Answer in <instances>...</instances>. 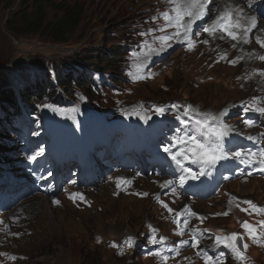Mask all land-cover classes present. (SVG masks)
<instances>
[{
  "label": "rangeland",
  "instance_id": "374dc122",
  "mask_svg": "<svg viewBox=\"0 0 264 264\" xmlns=\"http://www.w3.org/2000/svg\"><path fill=\"white\" fill-rule=\"evenodd\" d=\"M163 1L56 0V4L79 7L82 17L69 42L55 43L46 29L49 21L61 17L57 7L45 3L34 14L33 0H0V264H165L154 253L179 247L182 240L191 242L193 228L208 230L198 248L180 247L178 255L165 251L167 264H204L197 255L200 250L209 255L223 253L221 264H264V245L253 243L247 235L246 261H238L226 248H213L215 236L244 233V221L257 227L264 221V214L241 210L249 208L245 200L264 207V171L239 160H222L207 174L180 186L182 173L163 152L164 146L174 142L177 129L184 127L176 118L174 104H191L214 114L227 110L225 122L236 132L226 138V149L257 151L264 147V141L247 139L264 133V118L242 111L253 97L262 98L260 105L264 106V77L246 83L251 77L245 60L244 64L229 63L237 56L234 42L217 43L208 34H198L199 27L192 50L172 44L152 53L147 66L137 69L135 65L145 59V40L153 43V36L161 35L158 27L164 21L153 17L168 10ZM9 20L15 26L8 25ZM204 39L209 43L199 42ZM113 50L119 54L111 59ZM256 52L264 55V48ZM224 53L227 59H221ZM92 54L95 59L89 60ZM136 75L146 78L135 80ZM71 76H82L85 84L62 81ZM46 85L49 93L55 92L52 97L30 99L24 105L22 93L39 96L40 86ZM8 95L17 99V107H10L9 102L4 111L2 100ZM125 106L136 108L139 115L130 111L133 115L120 120ZM154 106L164 108V115H156ZM145 115L151 117L147 122L141 119ZM245 119L256 123L248 126ZM132 120L137 123L133 125ZM35 122L38 128L32 126ZM73 122L83 127L72 128ZM128 147H140L144 155L139 152L141 156L135 157ZM88 148L96 173L74 176L78 156L86 155ZM41 150V155L31 159ZM102 157H114L130 166L119 171L115 163L106 166ZM185 166L199 171L198 165L186 162ZM130 172L142 182L134 189L135 197H120L121 191L114 186L118 178L131 179ZM166 180L174 184L162 189ZM159 181L155 196L174 210L171 214L157 200L142 205L135 202ZM200 185L211 193L200 196ZM232 197L236 200L230 204ZM81 203L85 209L80 220L71 219L69 211ZM185 206L205 219L191 217L189 229L178 236L173 221ZM152 229L157 238H166V245L151 243Z\"/></svg>",
  "mask_w": 264,
  "mask_h": 264
},
{
  "label": "snow or ice",
  "instance_id": "6c2138e0",
  "mask_svg": "<svg viewBox=\"0 0 264 264\" xmlns=\"http://www.w3.org/2000/svg\"><path fill=\"white\" fill-rule=\"evenodd\" d=\"M209 2L210 0H167L169 5L168 10L160 12L157 17H153L154 20L162 19L164 21V23L158 27V31L161 35H154L153 43H149L145 40L143 45L145 49L143 53L145 59L143 63L135 65L137 69L145 68L147 66V58L152 53L166 50L168 47L172 46L173 41L187 43L188 49L192 50L197 43V41L193 39L195 35L193 26L196 25L198 21H203L205 17L211 19L208 10ZM257 28V17L245 16L242 8L234 7L231 4L226 5L220 14L216 16L215 19L211 20V23L200 24V29L202 32L207 33L208 36L220 40L227 38L234 41L235 43L232 44L233 48H236L238 44L251 43V37L255 35L253 30ZM258 30L264 32V28H259ZM149 31L153 32L154 30ZM141 35H147V33H142ZM199 42L203 44L209 43L207 39ZM255 42L261 48H264V39L260 36L255 35ZM156 43L159 44V47L153 46ZM134 55L136 54L134 53ZM247 56L249 59L258 58L260 61H264V55L247 53ZM221 59H227V54H222ZM242 59H244V56H237L235 59L230 60L229 63L235 65ZM253 75L264 77V70H255ZM144 78H146L144 75H136L134 77L135 80ZM261 99L260 97H253L244 104L242 111L245 114L250 111L255 112L258 113L261 118H264V106L260 105ZM45 107H51V105H45ZM172 107L178 110L176 118L184 127L177 129L174 142L169 146H164L163 152L166 153L171 161L180 169L182 173L179 178L180 186H183L189 179L195 180L198 179L199 176L207 174L208 169L214 168L215 165L222 160H239L243 164L252 166L253 170L258 168L260 171H264V147H261L257 151L243 149L232 151L230 148L226 149V138L233 132H236V129L232 125L225 122V117L228 116L227 110L221 111L219 114H214L212 112H202L199 108L191 104H174ZM181 108L183 111L179 112ZM53 111H56V109L53 108ZM73 111H76V109H73ZM133 111L135 114L139 115V112L135 109H133ZM154 112L156 115H164L165 109L154 106ZM150 118L151 117L147 115L141 117L145 122ZM243 122L248 126H253L256 123V121L252 119H245ZM247 139L260 143L264 141V133H261L257 138L248 136ZM173 145L178 150L173 151ZM41 154L42 150L41 152L35 153L31 159L35 160L37 156ZM186 162L188 164L198 165L199 171L194 172L191 167H186ZM250 174L251 173H249V175ZM121 183H130V181L118 178L117 187H119ZM173 184L174 182L172 180H166L160 186L162 189H166ZM172 193L175 195V187H172ZM143 195H147V193ZM157 199L162 207L166 208L170 214L173 213L174 210L170 208L168 204L160 200L159 197H157ZM233 200H236V198L232 197L229 203L231 204ZM243 203L247 204L249 208H241L242 211L249 212L250 209L257 214H264V207L257 206L251 200H245ZM237 206L239 207V204H237ZM227 214V212L223 213V215ZM175 216L176 218L173 222L177 224L176 235L178 236H183L185 231L189 229L191 217H197L201 222L205 219V217H198L197 213L193 212L188 206L176 212ZM181 217H183L182 220L180 219ZM181 224L183 225L182 227ZM241 227L245 230L244 233L233 232L224 236H215L213 248H226L238 261H246V250L249 245L244 242V236L247 235V237L257 245H264V221L259 222V227L248 221H244L241 223ZM207 231V229L201 230L199 228H193L191 229V242L182 240L180 241L179 247L165 248L164 251H157L154 254L160 256L165 264H167L169 256L164 254L165 251H172L178 255L180 247L191 246L193 248H198L201 239ZM152 233L151 243L153 245L167 244L165 237L161 236L157 238L155 235L156 229H152ZM128 243L129 246H131V238H129ZM112 246L116 247L117 245L113 244ZM197 255L202 256L204 264H221V261L225 259L223 253L219 255H209L207 250H200L197 252ZM13 259L15 258L13 257Z\"/></svg>",
  "mask_w": 264,
  "mask_h": 264
},
{
  "label": "bare ground",
  "instance_id": "6f19581e",
  "mask_svg": "<svg viewBox=\"0 0 264 264\" xmlns=\"http://www.w3.org/2000/svg\"><path fill=\"white\" fill-rule=\"evenodd\" d=\"M163 3H166V6L169 8V5L167 3V0H164ZM228 4H231L234 7H239V8L245 9L244 10V15L245 16H255L251 12H248L244 5L233 4V3H231V0H225L221 4H218L216 2V0H210V2L208 4L209 16L212 18L215 15H219L220 13H215V8H216L217 11H220L221 12L224 9V7L226 5H228ZM208 19H209L208 17H205V19L203 21H198L197 24L193 26V32L194 33L196 32L195 31V28L196 27H199V29H200V24H203L204 21H206ZM259 28H264V24L260 25L256 29L255 35L261 36L262 39H264V32H260L258 30ZM198 34H200V35L203 34L204 35V34H207V33L202 32L201 29H200L198 31ZM225 40H227V38ZM215 42L221 43L220 39H216ZM231 42H234V41H231ZM228 43H229V41H226V47L227 48H228ZM251 43H254L255 44V47L254 46H251L250 45ZM251 43H249V44H242V46H243L242 48L245 50V52L242 49H240L241 44H238L236 48H233L232 47V49H234V53L237 56H244V59L240 60L239 63H243L244 60H245L246 69L249 71V75H250L251 78L249 80H247L246 83L247 82H253L254 83L255 80H257V81L260 80L261 79V76H259V75H253V72L255 70H264V61L259 62V60H258L256 62H254L255 58L249 59L248 56H247V53H256L257 54L256 51L260 52V50H261V47L255 42V36L253 38H251ZM172 44H180V43L173 41ZM181 44H184V45L187 46V43H181ZM214 52H215L214 60L217 61L218 54H216V51L215 50H214ZM209 66L211 67V64ZM246 69H243L241 71V77H242V79H244V75L246 73ZM262 92H264V90H262ZM133 109L137 110L136 108L130 107V106H125L124 108H122L121 109V113H120V115H121V119L120 120L124 119L125 117H130V115H133L130 112V111H133ZM131 122H132L133 125L137 123V121H134L133 122V120ZM78 126H80L82 128L83 127V124H75L73 122L72 128H77ZM115 146H116V144L113 143V149H114ZM74 176H78V173H75ZM130 177H131V179L130 178H128V179L125 178L124 179L125 181H130V183H121V185L119 187H117V184L114 186V189H118V190L121 191L120 194H119L120 197L122 196V194H123V196L125 198H127V197H135L134 189H135L136 185L138 183L142 182V181L141 180H138V179H135L134 176L131 174V172H130ZM159 184H161V181L155 183L151 187L150 192L147 195H141V196L137 197L136 200H135L136 204L137 205H142L144 202H148V203L151 204L154 200H157L156 202H158V199L156 198L155 195H156L157 186ZM128 189H130V190H128ZM93 191L94 190H92V189H89L88 190L89 193H92ZM36 208H37V205H36ZM71 209L72 210H70L69 213H68L69 217L71 219L76 218V219L80 220V218L82 216L81 214H83V212H81V211H84L85 205L83 203H81V204H79L76 207H73Z\"/></svg>",
  "mask_w": 264,
  "mask_h": 264
},
{
  "label": "trees",
  "instance_id": "16d2710c",
  "mask_svg": "<svg viewBox=\"0 0 264 264\" xmlns=\"http://www.w3.org/2000/svg\"><path fill=\"white\" fill-rule=\"evenodd\" d=\"M56 0H33L32 2V7L36 10L34 14H37L38 12H40L43 9V5L45 3H47L50 6H55L57 7V9L59 10V12L61 13V17L59 18H54L52 21L48 22V32H51L52 35V42L55 43H67L70 41V38L75 34V32L77 31L78 27L81 24V17H82V12H78V10L80 9L79 7H75V6H70L67 5L63 2L56 4L55 3ZM44 14V13H43ZM22 13L20 18L22 19ZM17 15H14V18ZM18 18V17H17ZM20 19V20H21ZM11 20H9L8 25L10 26H15L14 24V20H12V22H10ZM113 56L111 57V59L116 58L119 54L118 50H113ZM92 57L88 58L89 60H94L95 57L94 55H90ZM99 58V56H98ZM87 59V58H86ZM100 62H102L100 60ZM108 62L110 63L111 61L108 60ZM76 82L79 86H81L80 84H85V81L83 79V77H77L74 78L73 76L67 78L65 77L64 80H62L65 83L70 84L71 81ZM40 94L38 95H30L28 92H24L22 93L21 96V101H24V105H26L27 102H29L30 99H40L43 96L47 97H52L54 95L55 92H48V86H40ZM9 102L11 103L10 107L12 108H16L17 105V99L13 96V95H8L7 97L4 98V100H2V105L3 106V110L6 111L8 109V104ZM33 108V107H31ZM32 115H36L38 116L37 113H33ZM37 123H34V127H37ZM1 146V145H0Z\"/></svg>",
  "mask_w": 264,
  "mask_h": 264
}]
</instances>
